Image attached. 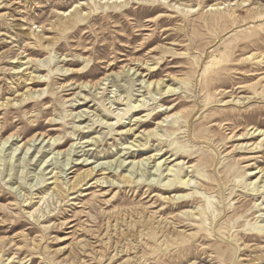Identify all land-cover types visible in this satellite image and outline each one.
I'll use <instances>...</instances> for the list:
<instances>
[{
  "label": "rangeland",
  "instance_id": "1",
  "mask_svg": "<svg viewBox=\"0 0 264 264\" xmlns=\"http://www.w3.org/2000/svg\"><path fill=\"white\" fill-rule=\"evenodd\" d=\"M256 128L264 0H0V264H264Z\"/></svg>",
  "mask_w": 264,
  "mask_h": 264
},
{
  "label": "bare ground",
  "instance_id": "2",
  "mask_svg": "<svg viewBox=\"0 0 264 264\" xmlns=\"http://www.w3.org/2000/svg\"><path fill=\"white\" fill-rule=\"evenodd\" d=\"M108 1H111V2H113L114 0H108ZM117 1V0H116ZM107 79V77H105V78H103V79H101V80H98L97 82H94V83H91L92 85H90V83H87V84H85V85H83L82 87L86 90V89H89L88 87L90 86L91 88H97V86H100V85H104V84H106V83H104V81ZM159 84V83H158ZM150 85V84H149ZM155 85H157V84H155ZM175 91V89H173V88H171V87H169L168 88V91ZM196 95V94H195ZM120 97V96H119ZM121 97H122V95H121ZM84 99H85V97H84ZM115 100V99H114ZM116 101H119L120 102V100H116ZM141 101H143V100H139V102L141 103ZM237 103L239 102L238 100L236 101ZM86 113V112H85ZM170 116H167L163 121H166V119H168ZM163 121L162 122H160L159 123V126H162L163 125ZM254 128V127H253ZM252 128V129H253ZM253 133H255L256 135H264V131L263 130H260V129H255L254 130V132ZM13 136V135H12ZM138 137H141V136H138ZM34 138V137H33ZM244 138V135L243 136H240V137H238V139H243ZM140 140V139H139ZM262 140H264V137L262 138ZM254 145V144H253ZM130 146H131V144H130ZM133 146H137V144H132V146L131 147H133ZM256 147H258L257 145H256ZM136 148H138V147H136ZM30 149V148H29ZM28 149V150H29ZM135 149V148H134ZM160 150V149H159ZM133 151H135V150H133ZM159 154V153H158ZM160 155V154H159ZM158 155V156H159ZM152 157H150V158H148L147 159V161H149L150 159H151ZM154 160H153V162H155L154 163V165H153V167H155L156 169V171H160V172H162V170H163V168H164V170L166 171V176L169 178L168 179V181H171V176H176V174H177V172H176V166L177 165H180V164H184V162H180V161H178V162H176V163H174V164H172V165H170L175 159H171V160H168V158H165V159H159V158H157V155H154ZM146 161V160H145ZM151 162V161H150ZM124 162L123 161H121V163H120V165H119V167H123V165L125 164H123ZM143 163V162H142ZM169 163V164H168ZM146 164V163H145ZM145 164H142V165H145ZM150 164V163H149ZM165 166V167H164ZM190 167H192L191 165L190 166H188V167H186V169H187V171H189V168ZM254 173H263L262 174V177H264V169H262V170H260L259 172H254ZM183 178V177H182ZM70 181V180H69ZM98 181L99 182H101L102 184H110V185H115L116 183H117V181H115V180H109V179H107V178H103V179H98ZM182 183L183 184H186L187 186H192V185H194L193 183H192V180H191V177H188V176H186V177H184L183 178V180H182ZM196 183H198V182H196ZM251 183H253V182H251ZM166 185H169V184H166ZM205 193V191L203 192V194ZM54 194V193H53ZM53 194H50L48 197H46L47 199H46V205H45V207H43L42 209V211L41 212H44V213H46L47 212V210H48V208H50V207H57V204H58V199L56 198V196L55 195H53ZM178 197H184L183 195H181V196H178ZM209 201V200H208ZM211 201V200H210ZM41 205V204H40ZM184 207V206H183ZM41 209V208H40ZM36 211V210H35ZM32 215H34V218H35V215H37V214H32ZM38 216H40L39 214H38ZM33 217V216H32ZM31 217V218H32ZM41 217V216H40ZM39 222V221H38ZM68 223V222H67Z\"/></svg>",
  "mask_w": 264,
  "mask_h": 264
}]
</instances>
